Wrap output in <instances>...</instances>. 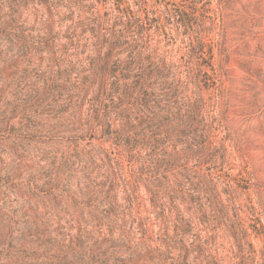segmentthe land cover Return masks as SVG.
<instances>
[{
	"label": "rangeland",
	"instance_id": "rangeland-1",
	"mask_svg": "<svg viewBox=\"0 0 264 264\" xmlns=\"http://www.w3.org/2000/svg\"><path fill=\"white\" fill-rule=\"evenodd\" d=\"M117 2L0 0V264H264V0L158 7L142 50L174 65L191 100L170 78L149 117L96 78ZM189 113L205 152L163 159L158 123ZM196 171L221 181L216 196Z\"/></svg>",
	"mask_w": 264,
	"mask_h": 264
},
{
	"label": "trees",
	"instance_id": "trees-1",
	"mask_svg": "<svg viewBox=\"0 0 264 264\" xmlns=\"http://www.w3.org/2000/svg\"><path fill=\"white\" fill-rule=\"evenodd\" d=\"M117 1V10L121 15L115 17L111 27L104 28L105 31L100 40L111 48V53L107 62L98 69L99 73L96 76L101 82V91L107 93L108 90H111V92H113L111 95L114 96L115 91L119 89L124 90V99L131 97L135 102H141L144 107L142 108V112L145 116L149 117L150 112L162 110L161 107L157 106L158 102L154 101V98L156 97L157 92L163 89V83L165 85L168 79L173 78L178 84L175 90L172 91L173 96L177 97L180 94H183V97L190 101L191 96L187 93L189 92V88L186 86L187 84H185L187 80L178 76V72L175 70L174 65L163 62V60L158 59V57L152 53L145 55L142 50V48L147 47L146 45L148 42L146 37L150 36L148 35L149 30L155 26L157 27V32L162 29V27L158 25V22L160 21L157 14L158 7L163 6V3L168 2V0H154L153 3H151V0ZM194 2V6L186 7L190 8L191 14L193 15L201 10L197 7L200 0H194ZM165 10L168 17L167 23L172 24L173 12L169 8ZM176 11L181 16H188L185 8L184 10L178 9ZM193 24V18H190L185 22V25L189 27L193 26ZM167 33L171 34V32ZM117 48H128L129 50H132V55L129 57V63L127 65H120L117 63L118 61L112 66L110 65L112 52ZM108 76L111 77L110 82L107 81V79L109 80ZM108 85H110L109 88L107 87ZM122 102H126V100H123ZM152 103H155L156 106L152 105ZM132 105L136 104L132 102ZM122 116L124 118L126 117L125 114ZM95 117L99 122L102 121L100 114H97ZM105 117L107 118V115ZM193 121L194 116L189 113L188 118L168 119L167 122H164L165 125L163 121L162 123H158L160 124L158 131H161L162 135L167 133V136L156 140V144L164 145L161 148V153H159L162 158L170 154L177 155L178 157V154L181 153H183L185 157L190 158L192 157L193 152L202 151L201 149L195 150L193 148L194 145H197L193 141L197 139L196 137L204 138L202 132L201 134L198 133L200 129L193 125ZM109 126H111V123ZM150 128L152 127H148L147 130H150ZM183 144H189L190 146L180 148ZM201 147L203 148L204 146ZM169 149L172 150L171 153H169ZM203 152L205 151H202L201 153ZM205 155L209 158L208 154ZM210 161L217 162L218 159L215 157L214 160H207V162ZM170 168H172V166H170ZM193 175L196 179L194 185H196L195 188L198 192H205L211 196H216L217 187L221 181L216 178L213 173L205 174L201 171H196ZM182 220H184V218H179L177 223L178 229L183 234L186 232V228L180 227L183 224Z\"/></svg>",
	"mask_w": 264,
	"mask_h": 264
}]
</instances>
